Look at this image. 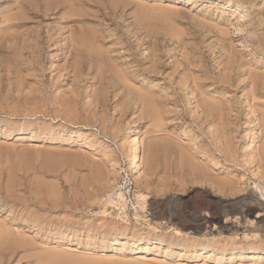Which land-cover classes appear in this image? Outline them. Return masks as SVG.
<instances>
[{
    "label": "rangeland",
    "instance_id": "obj_1",
    "mask_svg": "<svg viewBox=\"0 0 264 264\" xmlns=\"http://www.w3.org/2000/svg\"><path fill=\"white\" fill-rule=\"evenodd\" d=\"M0 234V264H264V0H0Z\"/></svg>",
    "mask_w": 264,
    "mask_h": 264
},
{
    "label": "bare ground",
    "instance_id": "obj_2",
    "mask_svg": "<svg viewBox=\"0 0 264 264\" xmlns=\"http://www.w3.org/2000/svg\"><path fill=\"white\" fill-rule=\"evenodd\" d=\"M253 124V123H252ZM32 139V138H31ZM134 140V139H133ZM132 140V141H133ZM136 140V139H135ZM131 141V140H130ZM137 145V144H136ZM132 146V145H131ZM137 148V147H136ZM136 148H135V150H136ZM133 155H134V165L136 166V167H138V164H137V162H139L140 160H138V155H137V153H136V151H134L133 152ZM132 156V155H131ZM133 165V164H132ZM135 168V167H134ZM136 169V168H135ZM241 202V201H240ZM258 202V201H257ZM253 207L252 206H250L249 208H247V212H253ZM214 219H220V217H218V216H215V218ZM3 230H4V228H2ZM5 232V231H4ZM2 234H5V233H2ZM0 236H1V234H0ZM2 238V237H1ZM23 240V239H22ZM13 244V243H12ZM5 245V244H4ZM246 252V250L244 249V248H242V250H241V253H245ZM261 252V250L260 249H256L255 250V252L254 253H260Z\"/></svg>",
    "mask_w": 264,
    "mask_h": 264
}]
</instances>
